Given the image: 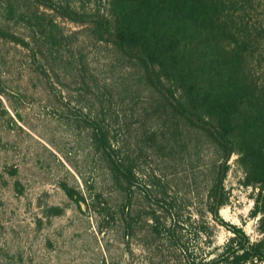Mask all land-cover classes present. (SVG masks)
<instances>
[{"label":"rangeland","instance_id":"1","mask_svg":"<svg viewBox=\"0 0 264 264\" xmlns=\"http://www.w3.org/2000/svg\"><path fill=\"white\" fill-rule=\"evenodd\" d=\"M69 1L90 11L106 3ZM235 1L254 39L251 66L264 77V0ZM56 14V41L64 39L55 72L41 51L37 65L30 49L0 37V264H188L218 256L233 235L208 203L221 150L166 110L135 60ZM93 120L133 167L131 188L117 184L94 151ZM228 162L229 201L220 214L255 240L258 190L243 185L237 153Z\"/></svg>","mask_w":264,"mask_h":264},{"label":"trees","instance_id":"2","mask_svg":"<svg viewBox=\"0 0 264 264\" xmlns=\"http://www.w3.org/2000/svg\"><path fill=\"white\" fill-rule=\"evenodd\" d=\"M236 3L106 0L103 7L90 11L69 0H0V37L30 49L37 65L41 51L50 69L56 71L52 61L55 53L61 52L64 39L56 41L58 13L81 24L79 32L89 31L135 60L141 66L145 83L160 93L166 110L201 129L221 150L222 160L209 189L208 203L214 216L233 235L218 256L210 260L192 257L188 264L264 262V77L257 76L251 66L254 39L247 21H239L242 16ZM39 4L56 12L40 11ZM90 125L94 151L104 157L113 180L131 188L137 181L136 173L121 159L108 128L97 120ZM234 153L245 173L243 185L258 190L251 215L258 219L261 236L255 240L242 226L225 220L219 211L229 201L224 180ZM64 187L71 198L79 193ZM50 209L54 214L63 212L57 206ZM151 212L154 228L161 234L157 210Z\"/></svg>","mask_w":264,"mask_h":264}]
</instances>
